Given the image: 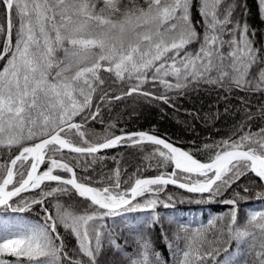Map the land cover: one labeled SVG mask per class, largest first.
I'll return each mask as SVG.
<instances>
[{"label": "snow or ice", "instance_id": "snow-or-ice-1", "mask_svg": "<svg viewBox=\"0 0 264 264\" xmlns=\"http://www.w3.org/2000/svg\"><path fill=\"white\" fill-rule=\"evenodd\" d=\"M258 37L264 0H0V264H167L156 228L173 264H264V208L238 219L240 201L264 202V128L242 124L201 160L155 133L88 127L127 96L170 104L202 84L264 95ZM145 144L164 171L90 173L104 150ZM169 185L189 203L231 206L208 220L211 241L195 219L157 211L175 200Z\"/></svg>", "mask_w": 264, "mask_h": 264}, {"label": "trees", "instance_id": "trees-1", "mask_svg": "<svg viewBox=\"0 0 264 264\" xmlns=\"http://www.w3.org/2000/svg\"><path fill=\"white\" fill-rule=\"evenodd\" d=\"M249 4H252V0H249ZM252 11L255 12L254 5ZM250 19L259 26L258 20H255L254 17ZM258 39L264 41V37H258ZM119 92V85H112L109 95L119 94ZM169 96L172 97L170 104H164L162 101L149 103L143 97L136 95L123 97L120 100L112 99L107 104H101L100 116L97 120L90 121L88 127L98 137L106 134L118 135L121 134V130L155 133L184 150L198 148L199 151L196 152V155L201 160L206 159V154L209 151L204 148L205 144L211 145L228 139L242 124L247 126L246 130L250 128L253 132L264 128V116L261 115L264 95L260 93L236 91L229 94L211 85L202 84L196 90L187 91L179 96L169 93ZM249 114H251V119H248ZM152 147L145 144L143 148L122 146L105 150L98 155H103L106 158L93 166L96 169L95 172H92L91 169L89 171L92 175L111 174L119 166L122 170V178L125 179L133 173L155 176L165 169L156 168L155 160L146 159ZM3 159L6 157L0 154V162ZM138 169L139 171H137ZM77 171L79 173L81 170L77 169ZM244 183H248L247 180ZM165 191L173 194L175 200L169 202L171 207L165 209L161 205L157 211L165 216L174 215L184 221L195 219L197 223L205 225L202 232L207 233L208 240L211 241L216 230L207 226L208 220L214 217H226L231 206L220 202L189 203L188 200H182V198L193 194H188L173 186H168ZM231 194V190H229L218 200L229 199ZM26 195L30 196L31 194ZM253 208H264V202L257 200L254 196L246 201H240L238 219L242 220ZM222 223V221H217L218 225ZM165 227L168 228L167 223ZM171 227L175 230V225ZM152 235L156 242V250L161 253L167 264H173L168 244L160 237L159 228L154 229ZM117 239L124 249L129 252L134 250L131 240L125 241L119 233H117ZM71 242L74 243V241ZM176 243L173 241L174 246ZM235 248L236 243L233 241L229 251H233ZM223 255L222 253L221 259Z\"/></svg>", "mask_w": 264, "mask_h": 264}, {"label": "water", "instance_id": "water-1", "mask_svg": "<svg viewBox=\"0 0 264 264\" xmlns=\"http://www.w3.org/2000/svg\"><path fill=\"white\" fill-rule=\"evenodd\" d=\"M136 132V131H135ZM145 132V131H144ZM171 186H173V185H171ZM175 187V186H174ZM177 188V187H176Z\"/></svg>", "mask_w": 264, "mask_h": 264}]
</instances>
